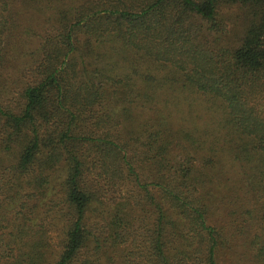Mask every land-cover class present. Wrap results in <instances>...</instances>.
<instances>
[{"label":"trees","instance_id":"1","mask_svg":"<svg viewBox=\"0 0 264 264\" xmlns=\"http://www.w3.org/2000/svg\"><path fill=\"white\" fill-rule=\"evenodd\" d=\"M0 264H264V0H0Z\"/></svg>","mask_w":264,"mask_h":264},{"label":"rangeland","instance_id":"2","mask_svg":"<svg viewBox=\"0 0 264 264\" xmlns=\"http://www.w3.org/2000/svg\"><path fill=\"white\" fill-rule=\"evenodd\" d=\"M239 32H240V27H238V29H237Z\"/></svg>","mask_w":264,"mask_h":264}]
</instances>
